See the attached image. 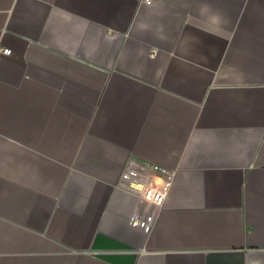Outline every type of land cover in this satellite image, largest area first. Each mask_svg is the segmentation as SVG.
<instances>
[{"label":"crops","instance_id":"1","mask_svg":"<svg viewBox=\"0 0 264 264\" xmlns=\"http://www.w3.org/2000/svg\"><path fill=\"white\" fill-rule=\"evenodd\" d=\"M0 47V264H264V0H0Z\"/></svg>","mask_w":264,"mask_h":264},{"label":"built area","instance_id":"2","mask_svg":"<svg viewBox=\"0 0 264 264\" xmlns=\"http://www.w3.org/2000/svg\"><path fill=\"white\" fill-rule=\"evenodd\" d=\"M147 1L149 2L150 0ZM11 51V48L0 47V53L9 54ZM159 171L160 174L145 189L144 196L153 203L163 204L171 188L173 175L165 168H159Z\"/></svg>","mask_w":264,"mask_h":264}]
</instances>
